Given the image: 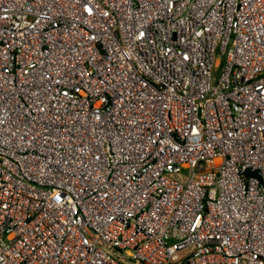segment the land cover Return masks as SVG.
Listing matches in <instances>:
<instances>
[{"label": "built area", "instance_id": "2783aa9c", "mask_svg": "<svg viewBox=\"0 0 264 264\" xmlns=\"http://www.w3.org/2000/svg\"><path fill=\"white\" fill-rule=\"evenodd\" d=\"M0 264H264V0H0Z\"/></svg>", "mask_w": 264, "mask_h": 264}]
</instances>
